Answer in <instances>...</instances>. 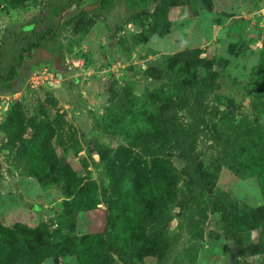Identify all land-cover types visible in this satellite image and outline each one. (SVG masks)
Instances as JSON below:
<instances>
[{
	"label": "rangeland",
	"instance_id": "1",
	"mask_svg": "<svg viewBox=\"0 0 264 264\" xmlns=\"http://www.w3.org/2000/svg\"><path fill=\"white\" fill-rule=\"evenodd\" d=\"M161 1L128 8L124 0H0V228L14 230L12 247L24 236L20 227L39 235L106 229L123 169L150 166L134 148L122 164L126 144L107 111L119 89L128 110L146 119L163 101L198 96L214 121L249 115L253 103L264 124V90L255 83L264 72V0H165L167 29L158 34L150 23ZM28 42L35 45L26 49ZM10 123L9 144L23 153L45 130L43 176L9 161L1 146ZM205 144L197 143L205 185L197 193L176 152L155 154L171 220L164 240L151 241L154 255L133 264H261L264 209L247 147L234 137L211 178ZM81 191L98 200L73 214ZM153 230L150 221L144 234L153 238ZM20 255L10 264H76L69 256Z\"/></svg>",
	"mask_w": 264,
	"mask_h": 264
},
{
	"label": "trees",
	"instance_id": "2",
	"mask_svg": "<svg viewBox=\"0 0 264 264\" xmlns=\"http://www.w3.org/2000/svg\"><path fill=\"white\" fill-rule=\"evenodd\" d=\"M147 1L149 0H124V3L128 8L130 4L140 8ZM165 7V0H162L150 23V28L158 34H163L167 29ZM34 45L28 42L26 49ZM255 83L258 84L259 91L264 90L263 71L258 73ZM250 108L249 115L241 114L236 120L214 121L213 113L207 110L200 97L193 96L191 99L163 101L153 108L151 119H146L128 110L122 90L119 89L107 111L115 119L116 133L126 144V147L120 148L125 154L122 164L125 161L130 163L132 159L129 149L134 148L138 154L151 157L150 166L146 168L143 161L137 170L123 169L127 175L119 182L106 219L107 227L102 231L65 235L55 230L52 235L43 230V234L39 235L36 229L20 227L17 231H21L24 236L18 241V246L12 247L9 237L14 230L1 227L0 264H10L18 253L33 261L54 255L69 256L75 259L76 264H133L141 256L153 254L151 241L164 240L167 224L171 220L168 207L162 205L166 203V177L157 168L155 170L158 162L155 154L165 153L166 150L176 152L182 160L184 174L193 182L195 192H201L205 185L196 164L203 153L197 146L201 140L206 141L204 153L207 157V173L211 178L217 176L230 141L234 137L243 141L254 179L262 194L264 209V124L258 120L255 104H250ZM210 123L213 130L207 132L206 126ZM12 125L10 123L9 127L2 128L5 140L1 147L6 149L9 161L16 168L43 176L48 169L42 153L47 138L45 130H38L39 134L23 153L22 149H13L9 144L14 133ZM82 194L74 201L73 214L92 208L98 200L94 192ZM221 196L228 197L225 193ZM182 201L178 199L174 205L183 208ZM192 203L195 206L197 201L194 199ZM150 221L154 223L153 238L144 234V227ZM260 226L257 253L261 264H264V220Z\"/></svg>",
	"mask_w": 264,
	"mask_h": 264
},
{
	"label": "water",
	"instance_id": "3",
	"mask_svg": "<svg viewBox=\"0 0 264 264\" xmlns=\"http://www.w3.org/2000/svg\"><path fill=\"white\" fill-rule=\"evenodd\" d=\"M95 6H96V4L86 5V6H83L82 9L86 11V10H89L90 8L95 7Z\"/></svg>",
	"mask_w": 264,
	"mask_h": 264
}]
</instances>
